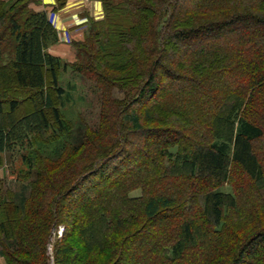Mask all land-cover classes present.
I'll list each match as a JSON object with an SVG mask.
<instances>
[{
  "label": "trees",
  "instance_id": "16d2710c",
  "mask_svg": "<svg viewBox=\"0 0 264 264\" xmlns=\"http://www.w3.org/2000/svg\"><path fill=\"white\" fill-rule=\"evenodd\" d=\"M92 1L69 63L39 0H0L7 264H264V0Z\"/></svg>",
  "mask_w": 264,
  "mask_h": 264
},
{
  "label": "crops",
  "instance_id": "0c3cea01",
  "mask_svg": "<svg viewBox=\"0 0 264 264\" xmlns=\"http://www.w3.org/2000/svg\"><path fill=\"white\" fill-rule=\"evenodd\" d=\"M40 5L49 11L50 21L58 30L60 41L52 46L49 52L72 63L75 61L76 50L73 41L83 40L89 20L100 21L104 17L101 2L92 0H67L62 9L54 12L57 0H39ZM3 174V171H1ZM1 250V249H0ZM0 264H7L0 252Z\"/></svg>",
  "mask_w": 264,
  "mask_h": 264
},
{
  "label": "rangeland",
  "instance_id": "374dc122",
  "mask_svg": "<svg viewBox=\"0 0 264 264\" xmlns=\"http://www.w3.org/2000/svg\"><path fill=\"white\" fill-rule=\"evenodd\" d=\"M194 1L195 0H179V5L181 6V8H183L184 6H188L189 4H192ZM240 35H242V32L240 33ZM221 39H223V37ZM226 42H228V41L225 40V42H222V40H221V43H220L221 46L225 45L224 43H226ZM173 55L180 58L181 50L178 48L176 50L168 49V57H171ZM68 81L72 82V86H76L75 87V98L76 99H77V97H79L80 94L84 95L82 97L83 101L77 102L78 103L77 105L79 106L80 110H82V112L87 116V119L91 125L97 124L98 123V116H99V101H98L99 95H95L92 93L94 90H93L91 83L85 78H81L79 76L73 75V73H71V72L68 73L67 75H64L62 78V83L64 86H66ZM169 82H172L173 87L175 89L176 88L177 89H184V87H187L189 85V82H182L181 80L180 81L179 80H170L169 78H163L162 77V81L160 82V84H162V86L160 87L159 93L154 97L155 99H158V98L160 99L162 94L164 95L168 91ZM148 103H149L148 101H144L143 105H145V104L147 105ZM143 105H140V108ZM167 118H170V115H168ZM132 140L136 146H142L144 143V139H142L141 136L136 135V134H135V136L132 137ZM12 179H14V177ZM8 180H10V181H8ZM8 180H7L8 185H11V179H8ZM138 194H139V191H136V192L132 193V196H136ZM72 206L75 207L76 205L74 204ZM135 251H136L135 249H132L128 254L131 256ZM73 262H74V260H73Z\"/></svg>",
  "mask_w": 264,
  "mask_h": 264
}]
</instances>
